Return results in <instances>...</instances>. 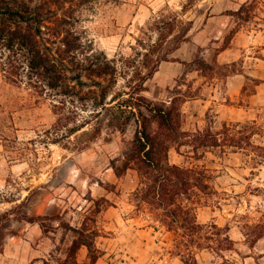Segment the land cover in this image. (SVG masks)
<instances>
[{"label":"rangeland","instance_id":"1","mask_svg":"<svg viewBox=\"0 0 264 264\" xmlns=\"http://www.w3.org/2000/svg\"><path fill=\"white\" fill-rule=\"evenodd\" d=\"M5 4L23 12L41 6L42 34L71 87H31L26 71L14 84L0 71V259L14 249L26 256L41 241L39 252L59 264L76 240L95 242L102 253L93 264H185L188 245L197 264H264V156L254 163L258 150L231 139L249 124V140L264 145V0H0ZM69 30L80 37L83 64L109 62L102 76L62 59L60 38ZM157 44L152 56L166 51L168 59L142 94L173 105L175 125L151 119L154 157L161 167L201 171L191 181L205 186L179 197L196 203L198 222L208 225L199 246L185 234L184 215L173 221L157 204L138 206L133 191L160 169L146 171L133 144L136 116L127 121L111 100L135 90L150 66L145 54ZM108 108L116 114L105 115ZM198 130L227 142L196 147ZM30 221L40 224L38 242L9 244L26 238ZM76 255L92 264L86 245Z\"/></svg>","mask_w":264,"mask_h":264},{"label":"trees","instance_id":"2","mask_svg":"<svg viewBox=\"0 0 264 264\" xmlns=\"http://www.w3.org/2000/svg\"><path fill=\"white\" fill-rule=\"evenodd\" d=\"M41 6L34 12H23L20 8H15L10 4L0 6V71L4 78L14 84H19L23 72L26 71L29 85L35 87H41L42 90L45 88H55L58 86L69 89V83L65 80L70 76L67 74L65 67H61L57 62L58 57L54 56L48 45L46 44L45 36H43L42 25L45 21ZM23 23H26L24 26ZM38 24L35 26V24ZM59 34V33H58ZM162 39L166 36L161 34ZM60 41L63 44V51L66 54L62 59H67L69 62L78 65L77 68L85 69L87 74L96 73V75L102 76L109 68V62H89L83 64L81 60L77 58L78 50L82 47L80 37L74 35L72 32L67 31L61 36ZM159 50V45L153 46L149 52L145 54L144 64L148 66L145 73L140 74V80L136 84L135 90L130 91L129 95L122 98L121 95H113L112 102L116 101V107L118 110L128 112L126 120L129 121L131 116H136L139 123L133 144L135 145L136 151L140 154V161L142 165L149 171V169H160V171L154 176L151 183H145L141 181L139 186L133 191V195L138 198V206L144 202H150L157 204L159 208H164L165 213L169 217H173V221H177L178 217L185 216L188 221V225L185 227V234L194 238H197L198 246L202 244L201 238L205 228L208 225H204L198 222L196 213V203L185 204L179 199L181 194L192 190L193 193H197L196 189H201V186H205L203 180L198 179L195 183L191 181L192 175H200L201 171L196 170L193 167H185L176 163L167 162L162 167L160 162L155 156V141L150 130V122L152 118H158L160 122L174 129L175 125V113L174 106L167 108L164 104L155 102L148 99L142 91L145 89L144 83L147 79L151 78L158 69L162 60L168 59V52L159 51L155 58L152 56L154 52ZM8 50V53L5 52ZM57 58V59H56ZM61 60V59H60ZM89 60V56L85 58V61ZM194 61H202L200 58ZM65 64V63H64ZM66 66V65H65ZM141 73V72H140ZM78 75V76H77ZM80 74L77 73L73 76L74 79H80ZM105 96V94H104ZM175 99L171 101L174 104ZM103 103V101L101 102ZM124 105L125 108H122ZM112 115L116 114L112 108H108ZM69 111L71 109H68ZM148 111V114L145 113ZM73 111V110H72ZM64 120L70 118V114L63 115ZM256 123V121H254ZM254 125V124H253ZM248 125H242L241 129L238 130L239 136H232L231 139L234 145L238 148H244V144L247 141L249 145L258 150L251 159L254 163L262 161L264 156V145L252 143L249 139L250 134L246 129ZM194 146L204 145V141L212 139L211 145H225L227 138H217L210 131L198 130L197 133H193ZM228 137V135H227ZM248 138V140H245ZM198 143V144H197ZM201 143V144H200ZM197 144V145H196ZM200 144V145H199ZM206 145V143H205ZM260 156L261 158H259ZM199 178V177H197ZM38 221V220H36ZM178 225V222H176ZM172 229L171 222L168 224ZM260 225V224H258ZM211 228H217V224H210ZM44 227V226H43ZM180 226H177V229ZM68 229L81 233L79 229L72 226H68ZM219 228V227H218ZM44 229V228H43ZM176 230V229H175ZM86 245L88 248V256L92 261V264L97 261L101 256V251L96 248L95 242H86L73 240L72 244L67 248L69 252L61 259L59 264H86V262H80L77 258V249ZM188 252L185 256V264H197V258L194 254L193 249L188 245ZM44 264H54L49 261H45Z\"/></svg>","mask_w":264,"mask_h":264},{"label":"crops","instance_id":"3","mask_svg":"<svg viewBox=\"0 0 264 264\" xmlns=\"http://www.w3.org/2000/svg\"><path fill=\"white\" fill-rule=\"evenodd\" d=\"M0 149H1V144H0ZM30 223L33 225V227L25 235L26 238L25 237H24L25 239L23 237H20L18 239L13 238L12 240L9 241V244H12L15 247H17V246H20L21 242L24 240H25V242H28L29 244L32 243L31 242L32 240H34L35 242H38V240H39V236H38V232H37L38 230L36 228H34V226L36 224H38V225H40V224H39V222L37 223L35 221L34 222L30 221ZM14 242H16L17 244H15ZM41 243L42 242L39 241V243H37L36 245L32 246V244H31V247L29 246L30 252H29V254L27 252L26 256L21 255L20 252H18V249H14L13 253H11V254L2 255V258L0 259V264L1 263H4V264H6V263L7 264H44L45 261H49L50 263H53L50 261V258L45 253L39 252L40 251L39 245L41 247ZM50 257H54L53 252L50 253ZM85 259H87V258H85ZM79 261L84 262V260H79Z\"/></svg>","mask_w":264,"mask_h":264},{"label":"water","instance_id":"4","mask_svg":"<svg viewBox=\"0 0 264 264\" xmlns=\"http://www.w3.org/2000/svg\"><path fill=\"white\" fill-rule=\"evenodd\" d=\"M104 114H105V115H108V114H110V111H109L108 109H106V110L104 111Z\"/></svg>","mask_w":264,"mask_h":264}]
</instances>
